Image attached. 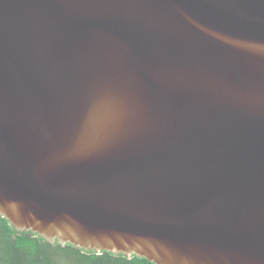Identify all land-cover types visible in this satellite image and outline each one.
Segmentation results:
<instances>
[{"label": "water", "instance_id": "obj_1", "mask_svg": "<svg viewBox=\"0 0 264 264\" xmlns=\"http://www.w3.org/2000/svg\"><path fill=\"white\" fill-rule=\"evenodd\" d=\"M0 218L151 264H264V0H0Z\"/></svg>", "mask_w": 264, "mask_h": 264}, {"label": "trees", "instance_id": "obj_2", "mask_svg": "<svg viewBox=\"0 0 264 264\" xmlns=\"http://www.w3.org/2000/svg\"><path fill=\"white\" fill-rule=\"evenodd\" d=\"M0 264H151L147 260L108 253H85L73 247L51 246L31 234L16 233L0 218Z\"/></svg>", "mask_w": 264, "mask_h": 264}]
</instances>
